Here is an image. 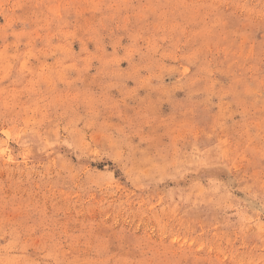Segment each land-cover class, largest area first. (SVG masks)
Wrapping results in <instances>:
<instances>
[{"label":"rangeland","instance_id":"374dc122","mask_svg":"<svg viewBox=\"0 0 264 264\" xmlns=\"http://www.w3.org/2000/svg\"><path fill=\"white\" fill-rule=\"evenodd\" d=\"M0 264H264V0H0Z\"/></svg>","mask_w":264,"mask_h":264},{"label":"bare ground","instance_id":"6f19581e","mask_svg":"<svg viewBox=\"0 0 264 264\" xmlns=\"http://www.w3.org/2000/svg\"><path fill=\"white\" fill-rule=\"evenodd\" d=\"M254 206H256V205L254 204Z\"/></svg>","mask_w":264,"mask_h":264}]
</instances>
